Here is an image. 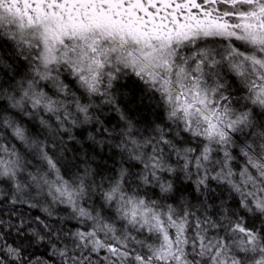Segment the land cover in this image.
I'll list each match as a JSON object with an SVG mask.
<instances>
[{"label":"snow or ice","instance_id":"1","mask_svg":"<svg viewBox=\"0 0 264 264\" xmlns=\"http://www.w3.org/2000/svg\"><path fill=\"white\" fill-rule=\"evenodd\" d=\"M0 264H264V0H0Z\"/></svg>","mask_w":264,"mask_h":264}]
</instances>
